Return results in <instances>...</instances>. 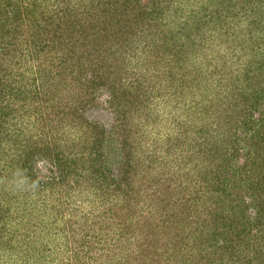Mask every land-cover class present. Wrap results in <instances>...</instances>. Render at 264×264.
Masks as SVG:
<instances>
[{"label":"trees","instance_id":"16d2710c","mask_svg":"<svg viewBox=\"0 0 264 264\" xmlns=\"http://www.w3.org/2000/svg\"><path fill=\"white\" fill-rule=\"evenodd\" d=\"M137 1L0 0V264H27L30 257L44 264H178L172 262L178 254L159 259L148 251L147 257L116 248L135 227L146 228L135 218L138 206L132 202L143 149L137 115L152 116V100L159 95L162 100L171 91L192 97L186 101L193 106L187 107L189 124L182 132L185 140L197 134L185 145L193 152L194 164L168 169L157 182L149 180V186L154 182L157 187L145 192L154 193L156 205L180 211L182 220L181 211L194 210L196 219L189 216L187 223L203 228L192 236L187 263L204 264V259L205 264H225L230 259L235 264H264V170L251 166L264 162V0H211L212 9L204 11L198 26L215 34L223 29L230 40L220 44L231 46L221 51L220 44H210L207 33L200 32L197 37L205 44H192L196 49L184 56L185 44L179 45L171 33L176 25L169 14L174 0H150L142 18L129 13L130 8L136 11ZM246 21L249 35L244 36L245 27L240 26ZM235 37L245 40L239 51ZM156 47L162 55L152 64L148 59ZM179 55L187 58L185 65H179ZM169 58L175 60L171 66ZM166 59L162 69L168 76H155L162 77L163 84L157 94L154 86L146 88L140 73L152 71L154 65L158 70ZM102 95L120 122L108 140L106 125L93 116L102 109ZM192 110L199 116L195 120ZM135 129L137 137L130 133ZM111 141L116 156L108 160L105 146ZM151 152L146 146L144 154L150 157ZM46 160L47 171L40 170ZM47 190L59 201L64 194L67 202L81 191L91 205L85 234L62 236V242L55 241L63 244L61 251L49 255L42 237L49 222L40 228L38 223L52 196L37 199ZM167 215L152 220L157 226L148 228H166ZM38 229L42 233L36 239ZM207 251L215 255L213 262L205 258Z\"/></svg>","mask_w":264,"mask_h":264},{"label":"rangeland","instance_id":"374dc122","mask_svg":"<svg viewBox=\"0 0 264 264\" xmlns=\"http://www.w3.org/2000/svg\"><path fill=\"white\" fill-rule=\"evenodd\" d=\"M71 1L73 3L75 0H71ZM137 4H138V1L134 4V9L136 11H133V9L130 8V10L132 11H129V13H131L134 16L137 14L139 15V17L142 18L141 15L143 14V12L148 11L147 8L150 4V0H141L140 3L138 5ZM211 4H212L211 0H174L173 6H171V8L169 9L170 10L169 14H171L172 19L173 20L175 19V22H176L175 23L176 25H174L173 29L171 30V33L173 36H175V39L178 40L179 45L185 44L186 46V48L183 47L182 49L183 56L185 55V52L192 53V51H189V50L196 49V47H194L192 44L194 45L202 44V46L203 44H205L204 41L202 42L200 36L197 37V34L200 32L202 33L203 36L205 33H207L205 37L208 36L209 37L208 41H210V44H213L214 46L220 44V42H224V41L226 42L230 40L228 39L229 38L228 35H226L223 32V29L221 31L219 30L217 32L218 34L217 33L215 34V32L207 31L208 27L202 28L203 30H201V27L198 26V24H200V16L204 14V11L210 12L209 10L212 9ZM65 8H70L72 10V5H67ZM134 12H136V14ZM111 23L115 26L114 21ZM129 23L130 21H128L126 25H128ZM248 23L249 22L246 21L242 26H240L241 28L245 27L246 32L242 34L244 36H246V34H248L249 32V30L246 29L248 26ZM240 27L238 28V32H239ZM165 28H162L161 30H164ZM234 40L236 41V37L233 38V41ZM242 40L243 42L245 41L244 38H238V40L236 41L237 43H235L236 44L235 48H237L238 51L241 49L240 45H242L243 43ZM161 43H163V40L159 41L158 44H160L161 46L162 45ZM175 45L176 44H174L173 46ZM220 45L222 47V49L220 48L221 51H224V48L227 49L228 46H231L230 42L229 44L225 43V44H220ZM156 46L158 47V45ZM112 47H113V44L109 45L110 50L112 49ZM157 47H156V50L154 51L151 50L150 55H149L150 59H148V61L152 64H154L156 60L154 59L155 56H159V54L162 55V53H159L160 49L158 50ZM163 48L164 47H162V49ZM162 49H161V52H162ZM117 50L118 49L116 47L115 51ZM128 56L130 57L127 59L132 61V58H133L132 55L129 53L127 57ZM183 56L179 55V65L181 64L185 65V61L187 58ZM169 59L172 60L171 63H168V65L171 66L172 64L175 63V60L172 58H169ZM169 59H166L164 63L165 62L167 63ZM166 63L165 64L160 63L158 70L155 69V65L154 66L152 65L154 69L151 68L152 71H149L148 73H144L146 69L142 68L145 71L143 72L141 71L140 73V76H141L140 78L144 79L146 88L149 87L151 89V87L154 86L155 92L157 94H160V86L163 85L161 81L162 77L165 78L168 76V75H163L165 73V69H162L166 65ZM155 64H158V63L155 62ZM157 73L159 74V76H162V77L156 79L155 76ZM140 91L142 92L141 95L143 94L142 100L145 101L144 95H145L146 90L144 89V87L143 88L141 87ZM191 100H192V97L190 95L187 97H182L180 95V91L175 92V93L171 91V93L164 94V96H162V100L160 98V95L156 99L152 100L153 106L154 108H156L152 116L150 117L146 116V113H143V115L141 116L137 115V119H141L140 120V134L142 135L139 137V139L142 137L140 147H143V149H141L138 154V159L140 160L139 173L140 172L141 173H140L139 179H136V181H134L135 191L134 193L132 192V194H135V196H137L133 198L134 200H132V202L137 204L138 207H137L136 215L133 214V212L131 213V215H135V218L140 219L146 228H144L143 226L135 227L133 230L130 231L129 237L124 238L125 240L127 239L126 241L124 240L122 243H117L118 245H116V248L118 249L120 248L121 252L122 251L126 252L130 248V249H133L136 253L138 252V253H141L142 255L144 254L147 257L149 256L148 252H151L152 256L154 255L156 257H159V259H161L160 257H164V256L166 257V253H168L167 256H169V254L170 256H173L171 254H178L179 256H174V259L172 260V262H177L178 264H183L182 262H184L185 264H188V263L192 264L191 263L192 261L187 263V260H188V257H190V254L192 256V253H189L190 251L187 248L189 246L191 247L193 246L192 236L194 234L195 235L199 234L198 228L199 227L200 229L203 228L202 224L201 226H199L197 223H193L192 225L189 222L187 223L188 221L187 219H189V216H190L191 221L193 222L196 219L194 217L195 214L193 213L194 210L185 209L184 211H181L183 213L185 212L184 215L186 217V218L184 217V219L182 220L181 218L182 214L178 213L180 211H174L173 209L167 210L163 206L156 205L154 203V200H156L157 197L152 196L154 193L145 192V189L147 191L149 187L153 189L157 187V184H154V182L151 183V185L149 186L148 185V182H150L149 180H154L155 178V181L157 182L158 181L157 179L162 178L163 176L167 175L165 173H167L168 169L177 170L179 169L180 164L181 165L185 164V162L186 164H190V166L194 164V163H191L193 162V159L190 156L193 154V152H189L188 149L185 150V145L191 144L192 138H194V136L195 138H197V134H194V136L193 134H190L189 137L186 138L185 140V132H182L185 129L184 128L185 123L186 125L189 124V121H188L189 111L187 110V107L190 108V106H193V105L192 103H188L186 101L191 102ZM196 100L200 102L201 98L200 97L196 98ZM108 101H109V98L105 95L104 96L102 95L100 97V105H101L100 107L102 109L93 112V116L95 117V119L102 122L101 125H103V123L106 125V128L108 130V135H107L108 137L106 138L107 140L112 135L111 134L112 127H114L117 124V122L115 121L116 117L113 114V109H111L110 107L111 105L108 103ZM149 103L150 101H147V104ZM190 114L194 120L196 119V117L197 118L199 117L195 110H192ZM157 115L159 116L157 117ZM203 117L206 118V116H203ZM127 123H132V122H125L124 125H127ZM133 123L136 124L135 121ZM181 123H182V127L179 126ZM119 124L120 122H118L116 126H118ZM194 126L195 125L193 124V127ZM138 129H135L133 130V132H130V133L133 134V136L137 137L136 131ZM129 131H131V129H129ZM146 146H148L150 150L153 151L151 152L152 156L150 157L144 154V150L146 149ZM105 147L109 149L106 151L108 152V155H107L108 160L116 156L114 141H111L110 143L107 142ZM153 157L159 158V162L156 164H154V162L151 163ZM188 159H191L192 161ZM254 163L255 162H253V164L251 165L253 170H264L263 168L262 169L258 168V167H261L262 163L264 164L263 160H260L258 161V163H255V164ZM48 166H49V162L46 160V162L40 163L38 168L40 170L47 171ZM187 169H189V165ZM142 179H145L146 182L145 181L144 182L146 184L145 183L142 184L139 181ZM182 179H186V176L183 175ZM140 188L142 189L140 190ZM77 191L71 197L72 201L70 199V201L68 202L64 194L61 196L59 195V198L63 200V201L62 200L59 201V199H57L58 198L57 195L52 196L49 190L42 192L40 195L38 194L37 196V199L40 197V200L44 198V196L47 194L48 196H52L51 199L48 201L50 203H48L47 208H45L46 211L40 215V217H42L41 223H38L39 224L38 227L40 228L42 223L49 222V231L48 232L46 231L45 233H43V236H42V237H45L44 242L47 241V247H46L47 252L52 251V250L61 251L63 244H57L55 241L57 240L59 242H62V240H59V239H62V236L64 235L69 236L71 234L72 236L76 235L80 237L86 232L84 228H87L88 230L90 227L85 223L86 222L85 218L87 217V213L91 205H89V201L85 199L87 198L85 197L87 196V194L85 193L83 197V195L81 194V191H78V193ZM37 199L35 201H37ZM77 200L79 201L81 200L83 204ZM52 204L53 206L51 207ZM74 204L76 205L73 206ZM54 205L56 207H54ZM144 205L145 207L142 208ZM73 207L76 208V210H74ZM174 212H177V213H174ZM125 214H128V213H125ZM166 214L168 215L170 214L169 216L170 223L166 226V228L164 227L165 229L159 228L155 230H150L148 228V227L152 228V226L154 227L155 225L154 221L160 217H164ZM206 216L207 215H204L202 213L203 219ZM209 220L211 223H213L210 217H209ZM148 222H151V223H148ZM185 231H186V234H185ZM36 232H37L36 233V239H37L38 236H41L42 232H41V229H38ZM169 234L171 236H169ZM174 234L175 236L180 235L181 237L174 239L175 238L174 236V238L171 240V237H173ZM185 235H188V237L190 236V239L189 238L183 239ZM208 239H209L208 236H205V240L207 241ZM107 244L110 245L112 244V242L108 241ZM145 251H148V252H145ZM208 251L209 253L214 252L212 248L208 249ZM208 251L205 254V258L208 255L210 257V258L208 257V259H211L210 261L213 262L215 255L209 254ZM47 255H49V252L47 253ZM147 257H143L142 260L147 261L148 260ZM201 258H199V260ZM4 259H7V257H4ZM48 259L51 261V257ZM203 261L204 259L200 261V263L202 262L205 264V262ZM157 262L158 263L156 264H162L160 263V260H157ZM225 262H226L225 264H235L234 262H231L230 259H227ZM11 263L12 264H22L21 262L18 263L14 261H12ZM131 263L139 264L135 260H131ZM27 264H44V262L36 261L32 257H30L28 259ZM51 264H57V263L52 262ZM164 264L166 263L164 262ZM206 264H209V261H207ZM212 264H220V263L213 262ZM236 264H239V263H236Z\"/></svg>","mask_w":264,"mask_h":264}]
</instances>
